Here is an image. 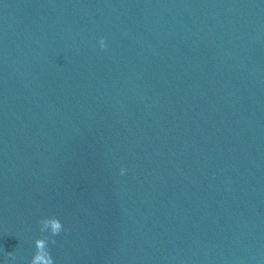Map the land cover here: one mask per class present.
Masks as SVG:
<instances>
[{
  "label": "water",
  "instance_id": "water-1",
  "mask_svg": "<svg viewBox=\"0 0 264 264\" xmlns=\"http://www.w3.org/2000/svg\"><path fill=\"white\" fill-rule=\"evenodd\" d=\"M52 216L54 264H264V0H0V264Z\"/></svg>",
  "mask_w": 264,
  "mask_h": 264
},
{
  "label": "clouds",
  "instance_id": "clouds-1",
  "mask_svg": "<svg viewBox=\"0 0 264 264\" xmlns=\"http://www.w3.org/2000/svg\"><path fill=\"white\" fill-rule=\"evenodd\" d=\"M99 45L103 49L106 47L104 38H100ZM123 169L121 173L123 174ZM63 230L61 221L55 217H45L40 221V232L42 233L41 238L35 240V253L32 256L30 264H54L53 257L49 251V243L55 244L54 237L59 235ZM48 232L50 235H43ZM8 256H12V253H7Z\"/></svg>",
  "mask_w": 264,
  "mask_h": 264
}]
</instances>
